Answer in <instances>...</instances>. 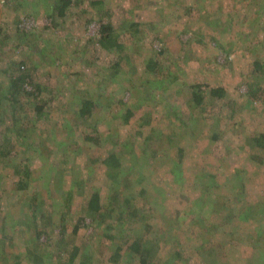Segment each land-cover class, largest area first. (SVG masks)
<instances>
[{
    "label": "rangeland",
    "instance_id": "obj_1",
    "mask_svg": "<svg viewBox=\"0 0 264 264\" xmlns=\"http://www.w3.org/2000/svg\"><path fill=\"white\" fill-rule=\"evenodd\" d=\"M82 1L81 6L74 3L68 9L65 17H59L54 9L55 0H26L28 6L25 3L23 6L25 0H0V46H2L0 52H5L4 60L8 62L13 57L15 58V55H18L20 51L25 55L23 52L25 50L16 49L14 51V46L18 43H23L26 49L30 48L32 53L28 54L29 60L35 61L32 63H39L38 76L42 84L50 88L58 87L60 91L57 92L55 89V95H62L66 101L62 102L60 107L62 113L56 117L57 121H61L63 116L65 117L64 110L69 109L66 103L72 101L73 91L77 92L79 86L86 89L89 85H85L84 82L92 83L93 80L97 79V76L100 78L97 73L98 67L113 70V64L118 62L117 56L101 49L97 43V38H95L102 24L101 17H104V23H111L119 36V40L125 44L123 57L128 56L112 72L127 73L128 78L134 80L133 90L128 86L127 89L129 90L125 89L121 93L115 91V88H109L107 91L109 100L105 102V105L107 106L106 110L109 109L111 112H104V120H107L109 126L115 124L119 127L116 137L120 140V144L116 141L114 152H121V144L124 145V143L129 142L132 144L130 150L135 149L134 154L135 156L138 155L139 158L137 161H130L129 157H126L127 162L133 165L134 162L143 161L145 157L149 156L152 159L150 169L157 172H154L155 174L147 172L148 177H145L143 176L145 172L135 166L137 172L135 170L134 176H127V185H124V190H121L119 184L115 187L112 186L110 178H107V168L102 162L107 156V148L110 149V144L103 145L105 148L96 146L92 153L88 151L89 149H84L83 152L80 150L77 151L78 153L76 152L77 155H72L74 158L65 167L64 183L68 185L70 181L76 179L80 181V178H87L100 190L103 200L106 196L109 199L114 197L119 189L123 195L120 199V205L123 206H125L126 198L132 200L140 197L141 189L152 183L155 189L168 194L169 204L166 212L170 216L172 215L171 217H175L174 213H180L185 209L186 201L188 203V201H193L198 197L196 184L202 172L214 174L221 184L217 188V193L220 194L218 196L231 201L233 216L224 219L223 216L216 217L217 221L213 227L217 229L213 232V238L210 239V243L207 242V245L204 243L205 240H208V236L197 237L193 235L191 240L187 238L186 235L189 232L187 230L189 229H187L188 226L185 227L188 223L186 222L181 230L182 241L185 243L183 250L185 264H207V261H212L213 264L216 262L218 264H252L253 260L258 257L257 263H264L263 258H261V255H264V231H260L264 227V225L261 226L264 224V220L259 213L260 208H264V159H262L264 156L263 153H259V150L253 152L250 149V139L264 133V103L254 102L252 104L248 99V85L256 83V75L259 74L254 72L250 47L246 48V45L250 43V36L258 32L252 33L251 31L255 26L250 24V21L256 17L250 16V12H264V8L257 6L250 10L249 0H242L241 2L238 0H106L105 7L99 10V7L90 4L95 0ZM84 2L85 4H83ZM189 6L195 8L191 14L187 15ZM167 11L176 13L171 18L172 23H164L154 30L155 25H149L151 21L157 22L156 19L159 15V20H161ZM231 13H234L232 21H229L230 19L224 23L222 21L223 27H229L227 31H221L220 27H214V22L220 21L219 17L226 20ZM96 18L99 20L97 21ZM137 21H145L149 24L141 27L140 30L139 28H132L131 23ZM21 22L20 26L26 27L28 34L25 38L13 31L17 25L19 27ZM257 23L258 20H256ZM141 29L144 33H141ZM148 29L153 30L150 32L152 38L146 39ZM154 35L161 37L162 40L153 39ZM242 37H249L248 43L244 45L243 49L241 47ZM42 48L46 49L43 55L39 53ZM158 49H165L166 57L175 62L174 65H171L172 67L168 68L171 71L167 73L169 76L177 75L176 71L179 69L183 71L179 79L180 82H173L174 84L172 83L173 85L168 91L166 88H162L164 83L168 81L163 78L161 70L158 71V76L155 75L150 81L145 82L144 79L145 64L149 65V59L156 57L155 51ZM53 52H57L54 59H58L52 66L54 60H51L50 57H52ZM78 53L81 56L77 55ZM186 54L190 57V61L185 58ZM31 55L34 58H31ZM60 56L62 57L61 61ZM71 58H77V64L74 67H68L64 64L67 59ZM167 58L161 59L160 62H169ZM29 60L28 64L31 66L32 63ZM88 62H94L92 66L95 65V68H89L86 65ZM169 65L167 63V66ZM156 70H158L157 67ZM78 71L84 72V77H73ZM63 72L71 74L65 76L62 74ZM123 74L117 75L120 81L124 79L120 76ZM199 82L204 84L203 89L205 91L213 88H225L228 98L217 101L211 100L209 97L207 103L203 104L204 110L194 107L191 98L189 99L191 92L189 87ZM122 84L127 85L125 82ZM182 86L183 88H180ZM137 89L140 92L138 95L135 93ZM143 99H148L146 107L141 104ZM231 101L234 104H228ZM56 103L59 105L60 102L56 101ZM128 107L133 110L135 115L126 124L122 121V115L126 113ZM171 109L187 111V113L191 112L200 116L199 122L203 127L200 138L195 137L193 142L191 140V136L194 135L192 131L195 129L199 131L200 125L194 126L195 129L190 127L183 136V142L180 137L175 138L176 146L179 147V143L182 142L185 149H196L185 155L183 162L185 172L181 178L184 181L179 184L183 186L179 187L174 185L177 183L172 184L173 180H171L174 177L172 175L174 173L172 172L173 164L176 162L174 152L177 149L168 147L167 144L163 146V141H158L161 137L160 132L166 135L179 133L177 129L179 125L173 124L175 123L172 120L173 117H171L172 119L168 117V114L173 112ZM110 117L113 120H110ZM77 125L76 129H73V133L69 131L71 136L78 133ZM100 128L103 130L104 127ZM0 132L3 133L1 127ZM215 135L218 136L216 141L213 140ZM146 138L151 140L145 141ZM0 143L4 145L3 138H0ZM9 143L5 145L8 146ZM70 144L72 143L70 142ZM146 146L150 154H145ZM24 149L14 144L11 146L10 153H19ZM26 149L22 152L23 154L18 157L15 156V158L12 157L13 159L9 161L0 158V163L3 164L0 165V175L2 173L9 175L5 177L3 182L6 191L15 187L18 178L16 172V176L13 177L15 169L20 174L21 171H24V167H28L31 174L37 176L43 172L44 163L40 162V159H33L31 157L33 152ZM155 150H157L156 153H154ZM59 151H63L62 147ZM93 167H96V170ZM232 174H236V176L232 177ZM125 176H122V181H125ZM128 179L134 181L131 188ZM235 187L236 189L239 188V193L245 195V201L242 203L233 202L236 192L233 193L232 190ZM63 193L64 191L60 192L59 195L62 196ZM151 193L148 195L150 198ZM128 194L130 196H126ZM11 196L12 199H16L15 202L11 201L6 205L5 201L8 200L9 196L5 194L0 209L19 206V210L24 211L28 222L32 224L31 219L35 217V208L26 202L28 195H22L20 200H18V194L12 193ZM84 204L81 198L75 199L74 212L71 214L73 219L68 225L71 233H67L68 241L77 246L95 245L92 264H122L118 262V259L115 263L113 262L115 261L112 257L115 251L114 246L110 241L101 237V231L97 232L98 229H101L99 227L100 218H92L84 214ZM46 207L52 213L50 202H47ZM242 207L243 211H241ZM239 211L243 216L240 217ZM230 212L226 213L229 214ZM40 215L39 218L42 217ZM48 216L50 215L45 213L44 217ZM80 218H85L84 222L81 223L78 234L74 235L71 232L75 226L74 221H78ZM21 219H24V215ZM126 221L125 225L128 231L137 226L134 218L128 217ZM120 225L118 224V226ZM9 229L13 234L10 239L5 240L6 233L0 227V264H40V261H35L34 257L30 255L34 250L36 254L42 255L46 262L57 264V256L53 257V255L59 251L58 247L51 246L52 243L47 242L46 235H42L40 240L33 243L29 241V232L21 229L15 230V227H9ZM34 229L32 228L30 232ZM52 230L53 227L46 229L47 232H52ZM224 233L226 236H223ZM144 234L148 235V231H144ZM206 235L208 234L206 233ZM200 247L202 248L201 253ZM210 249H212V255ZM206 250L210 257L207 256ZM159 252L160 247L156 249L155 253ZM58 258L61 259L62 257L59 256ZM261 260L263 262L259 263ZM78 262L79 260L71 264H79Z\"/></svg>",
    "mask_w": 264,
    "mask_h": 264
},
{
    "label": "trees",
    "instance_id": "obj_2",
    "mask_svg": "<svg viewBox=\"0 0 264 264\" xmlns=\"http://www.w3.org/2000/svg\"><path fill=\"white\" fill-rule=\"evenodd\" d=\"M238 1L241 2L242 0ZM249 1L250 10L252 7L256 8L257 6H262L264 8V0ZM82 2V0H55L54 3L56 6L54 9L58 13L59 17H65L72 4L76 3L78 6H81ZM85 2L83 4H85ZM24 3L28 6L26 0L23 2V6H25ZM90 4L95 7H99V10H102L105 7L106 0H95ZM244 7L247 8L246 5H244ZM194 8L195 7L189 6L186 14H191L194 11ZM175 14L176 13L173 11H167L162 16L161 20H159L160 15L157 16L158 19H156V21H158L155 23H153V20L150 24L145 21H137L131 23V25L132 28H139V30L141 27L143 28V26L145 27L148 24L155 25L154 30H156V27H160L164 23H172L171 18ZM233 15L234 13H231L226 20H222L219 17L220 21L216 23L214 22V27H220L221 31H227L229 27H223L222 21L223 23L229 19V21H232ZM251 15L256 17L252 18V21H250V24L255 26L254 29H251V31L252 33L255 31L258 32L250 36L251 40L250 43L246 45V48L250 47V56L253 58V69L254 72L259 74L256 75V83L248 85V99L250 103L253 104L254 102L264 103V12H250V16ZM253 19L258 20V23L256 24V20ZM96 20L98 21L99 19L96 18ZM22 22L19 23V27L17 25L13 31L18 33L19 36L25 38L28 34L26 33V27L20 26ZM101 22L102 24L100 25L99 33L95 38H97V43L100 45L101 49L117 56L118 62L116 61L112 66V69L116 70L119 67L120 62L124 60L125 57H128H123L126 47L125 44L119 40V36L117 35L114 26L111 23H104V17H101ZM147 31L148 33L145 38H152V34L150 32L153 30L148 29ZM141 33H144L143 30ZM153 39L162 40L161 37L157 36L153 37ZM247 39H249V37L241 38L242 49L244 48V45L248 43ZM2 42L6 44L4 41ZM184 46L186 47L185 44ZM221 47H223V45H221ZM16 49H20L22 51L25 50L23 52L26 56L20 51L21 53L19 52L18 55H15V58L13 57L7 62L4 60V55H6L5 52H0V127L3 128V133L0 132V138H3L4 141V145L0 143V158H4L9 161L15 158V156L18 157L20 154H23L22 152L28 148L26 149L27 151L33 152L31 157L33 159H40L39 161L43 162L45 167L43 168V172L38 176L32 175L28 167H24V171H21L20 174L15 169L13 177L16 176V172L18 178L15 182V187L9 191L5 190V184L3 183L5 181V177L9 175L6 173L5 175L3 173L0 175V204L4 202L3 196L5 194H8L9 196L8 200L6 199L5 201L6 205H8V202H15L16 199H12V193L18 194V200H20L22 195L25 194L28 195L26 202L35 208V217L31 219L32 224L28 222L24 211L19 210V206H11L9 207L10 209L8 207L0 209V227L3 228V232L6 233L4 237L5 240L7 238L10 239L13 234L9 227H15V230L21 229L29 232V241H32L33 243L34 241L40 240L42 235H46L48 240L47 242L52 243L51 246L55 245L58 247L59 251L53 255V257L55 255L57 256V264H71L77 260H79V264H92L94 260L93 250L95 249V245L77 246L68 241L67 233H70L68 225L71 223L70 220L73 219L71 217V214L74 212L73 205L75 199L78 197L85 203L83 207L85 215L92 218H100L101 224L99 227L103 231L98 229L97 232L101 231V237L113 244V249H115V251L113 252L112 257L115 261H112L114 263L118 259V262L122 264H185L183 260L185 257L183 256L185 243L182 241L183 237L181 230L186 222L188 223L185 227L188 226L187 229H189L187 230V232L189 231L186 235L187 238L191 240L193 235L197 237H202L203 235V237L208 236V240H205L204 245H207L208 241L209 243L211 242L210 239L213 238V232L217 229L216 227H213L217 221L216 217L223 216L224 219L226 217L233 216V206L231 201L218 196L220 194L217 193V188L220 187L221 184L217 180V176L214 174H208L206 171L202 172L200 177L197 179L196 184L198 186L196 187L198 197H196L193 201H188V203L186 201L185 209H183L180 213H174L173 215L175 217H171L172 215L170 216V214L166 212L168 207L167 205L169 204L167 197L168 194L160 192L159 189H155L152 183L141 189L140 197H136L132 200L130 198H126L125 206L120 205V199L123 197L121 190H124V185H127V176H134L133 172L135 170L137 172V168L135 166H138L140 170L145 172V175H143L145 177H148L147 172H149V174H153L155 172L150 169L152 167V159L149 158V156L145 157L143 161L134 162L133 165H131L130 162H127L126 157H129L130 161H137L139 158L138 155L135 156L134 154L135 149L130 150L132 144L129 142L124 143V145L121 144L122 150L121 152H118L120 154L114 152L116 141L120 144V140L116 137L119 127L115 124H113V126H109L107 120H104V112H111L109 109L106 110L107 106L105 105V102L109 100L107 98V91L109 88H115V91L120 93L127 89L128 86H130L132 90L134 89L132 86L134 80L132 78H128L126 75L127 73H119L123 74L120 76L124 78L122 79L123 81H120V78L117 77V75H119L118 73L112 72L113 70H109L105 67L102 69L98 67V72H96L100 75V78L97 76V79L93 80L92 83L84 82L85 85H89L86 89L85 87L81 88V86H79V90H76L77 92L73 91L72 94H74V96L71 98L72 101L66 103L69 109L66 108L64 110L65 117L63 116L61 121L59 119V121H57L56 117L62 113V111H60L62 102H66L62 95H55V89L59 92V88H50L49 86L47 87L42 84L41 79L38 76L39 63H32L33 60H29V55L32 53L30 48L26 49V46L23 45V43H18V45L14 46V51H16ZM45 50L46 49L42 48L39 50V53L43 55L45 54ZM223 51L226 52L224 49ZM155 53L157 55L154 59H149V65L145 64V82L150 81L155 75L158 76V71L161 70L163 72V78L168 81L164 83L162 88H166L168 91L174 83L180 82L179 79L181 78L183 71L179 69L176 71L177 75L175 74V76H169L167 73L171 71L168 68L172 67L171 65H174L175 62L166 57L165 49H158ZM52 54L53 55H51L52 57H50V59L54 60L52 61L53 66L58 58L54 59V57L57 56V52H53ZM77 55H79V53ZM38 56L41 55L38 54ZM79 56H81V54ZM31 58H34V56L31 55ZM163 58L169 59V62H162V64L160 60ZM185 58L190 61V57L187 54L185 55ZM59 59L61 61L62 57L60 56ZM28 60L32 63L31 66H29ZM167 63L170 65L167 66ZM64 64L68 67H74V65L77 64V58L67 59ZM93 64L94 62H88L86 65H88L89 68H95V65L92 66ZM1 66L3 67L2 69ZM156 67L158 70H156ZM62 74L67 76L71 73L63 72ZM152 74L154 75L152 76ZM73 77H84V72L78 71ZM124 82L127 85L122 84ZM167 83H170V85H167ZM180 88H183V86ZM189 88L191 89L189 99L191 98V103L196 108L203 109V104L207 103L206 101L209 97L211 100L217 101L226 100L228 98V93L226 94V89L223 87L205 91L203 89L204 84L199 82L191 85ZM135 93L138 95L140 92L137 89ZM56 101L60 102L59 105H57ZM141 101L143 107H146L148 99H143ZM228 104L234 103L231 101L228 102ZM128 106L131 107V105ZM129 107L126 113L122 115V121L126 124L129 123L133 115H135L133 110ZM168 109L170 110V108ZM165 110L167 109L165 108ZM172 111L173 112L168 114V117L170 119L173 117L172 120L175 122L173 124L179 125V128L177 127L179 133H176L175 135H171V133L166 135L165 133L160 132L161 137L158 141H163V146L164 144H167L168 147L170 146L171 148L177 149L174 152L176 162L173 164L174 168L172 172L174 173L172 175H174V177L171 179L173 182H171L172 184L177 183L174 185L179 187L183 186L179 184L184 181L181 178L185 172L183 166L185 155L188 152L196 150L191 148L189 150H187V148L185 149L182 144L184 138L183 136L190 127L195 129L194 126L198 127L200 125L199 131L196 129L195 131H192V134L194 135L191 136V140L193 142L195 137H199L200 134H202L201 128L203 129V127L201 126V122H199V119H201L200 116L177 109H173ZM111 119L113 120L112 117H110V120ZM75 123L78 124V133L71 136L70 132L73 133V129H76ZM100 127H104L105 129L103 128V130H100ZM214 127H216V125H214ZM179 137L182 142L179 143L178 147L175 144V138L178 139ZM147 139L150 138H146L145 141ZM213 140H218V136L215 135ZM8 142H10V147L9 145H5ZM70 142L72 144H70ZM14 144L25 149L19 153L14 152L11 154V146ZM110 144L111 147L110 149L109 147L107 148V156L102 162L107 168L106 174L107 178H110L112 182L111 185L115 187L119 184V186H121V190L118 189L117 192L115 191L116 195L114 197L109 199L106 196L103 200L100 190H98L97 186L92 184L87 178H80V181L77 179L70 181L68 185L64 183L63 175L65 173V167L69 165L71 159L74 158L72 155L76 154V152L80 150L83 152L84 149H89L88 151H91L92 153L96 146L105 148L103 145ZM190 144L192 145L191 142ZM61 147L63 151H59L61 150ZM250 149L253 152H258L259 150V153H263L264 156V133L250 139ZM156 151L157 150H155L154 153H156ZM145 152V154H150L147 150V146ZM153 157H155V155H153ZM30 158H27V160H30ZM4 164L7 165L6 163ZM90 164L93 165L92 163ZM0 165L3 164L0 163ZM93 169L96 170V167H93ZM89 172L91 173V170H89ZM124 175H126L125 181H122V176ZM234 176H236V174H232V177ZM129 180L130 179H128V184H130L129 187L131 188L134 181ZM238 189L235 187V189L232 190L233 193L236 192L233 198L234 203H242L245 201V195L241 194V192L239 193ZM177 190L180 192L179 189ZM63 191L64 193L60 196L59 193ZM150 193L151 198L148 197ZM126 196L130 195L128 194ZM47 202H50L53 210L52 213L46 207ZM142 202H144L142 204L143 206H141ZM228 211L231 212L228 214L226 213ZM241 211H243V207L241 208ZM45 213L50 216L44 217ZM259 213L264 220V208H260ZM22 215H24V219H21ZM39 215L42 217L39 218ZM241 216L243 215L240 214V217ZM128 217L134 218L137 225L129 231L125 225ZM84 219L80 218L78 221H74L75 226L73 231H71L74 235L78 234L81 229V223L84 222ZM118 224L121 225L118 226ZM263 225L264 224H261V226ZM50 227H53L52 232H47L46 229ZM32 228L35 229L30 232ZM144 231H148V235L144 234ZM260 231L263 232L264 227H262ZM206 233L208 235H206ZM223 236H226V234ZM159 247L160 252L156 254L155 251ZM201 252L202 248L200 249V253ZM198 254L199 252L197 253V256ZM210 254L212 255V249H210ZM30 255L34 257L35 261H40V264H52L50 262H46L42 255L36 254L35 250L31 252ZM59 256L62 258H58ZM207 256L210 257L208 254ZM261 258L264 260V255H261ZM258 259L259 257L256 258V260H253L252 264H258ZM262 262L263 261L261 260L259 263ZM207 264H213V262L207 261ZM214 264L218 263L216 262Z\"/></svg>",
    "mask_w": 264,
    "mask_h": 264
}]
</instances>
